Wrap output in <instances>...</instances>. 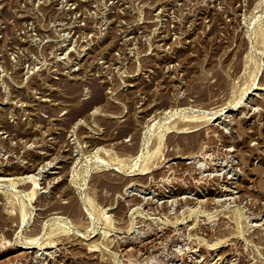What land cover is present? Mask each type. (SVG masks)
Returning a JSON list of instances; mask_svg holds the SVG:
<instances>
[{
  "label": "rangeland",
  "instance_id": "1",
  "mask_svg": "<svg viewBox=\"0 0 264 264\" xmlns=\"http://www.w3.org/2000/svg\"><path fill=\"white\" fill-rule=\"evenodd\" d=\"M259 88L264 0H0V264H264Z\"/></svg>",
  "mask_w": 264,
  "mask_h": 264
},
{
  "label": "bare ground",
  "instance_id": "2",
  "mask_svg": "<svg viewBox=\"0 0 264 264\" xmlns=\"http://www.w3.org/2000/svg\"><path fill=\"white\" fill-rule=\"evenodd\" d=\"M258 90H259V91H263L264 88H259ZM183 130H184V129H183ZM186 130H187V129H186ZM185 132H186V131H185ZM23 178H24V177H23ZM28 179H29V177H28ZM19 180L21 181V180H23V179H19ZM24 180H26V178H24ZM18 182H19V181H18ZM21 182H22V181H21ZM23 185H24V184H23ZM23 185H22V186H23Z\"/></svg>",
  "mask_w": 264,
  "mask_h": 264
}]
</instances>
